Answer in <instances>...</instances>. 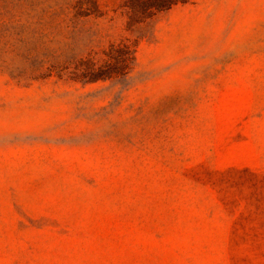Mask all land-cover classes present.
<instances>
[{
    "label": "rangeland",
    "instance_id": "1",
    "mask_svg": "<svg viewBox=\"0 0 264 264\" xmlns=\"http://www.w3.org/2000/svg\"><path fill=\"white\" fill-rule=\"evenodd\" d=\"M123 1L0 0V264H264V0Z\"/></svg>",
    "mask_w": 264,
    "mask_h": 264
},
{
    "label": "trees",
    "instance_id": "2",
    "mask_svg": "<svg viewBox=\"0 0 264 264\" xmlns=\"http://www.w3.org/2000/svg\"><path fill=\"white\" fill-rule=\"evenodd\" d=\"M189 1L191 0H124L123 6L128 13L127 25L131 27L160 11ZM134 53L135 43L132 41L121 39L118 43H111L101 63L90 61V70L93 74L90 78L97 79L124 73L134 61Z\"/></svg>",
    "mask_w": 264,
    "mask_h": 264
}]
</instances>
